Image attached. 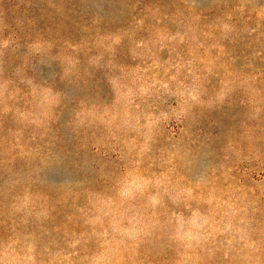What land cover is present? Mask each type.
Returning <instances> with one entry per match:
<instances>
[{
    "label": "rangeland",
    "instance_id": "374dc122",
    "mask_svg": "<svg viewBox=\"0 0 264 264\" xmlns=\"http://www.w3.org/2000/svg\"><path fill=\"white\" fill-rule=\"evenodd\" d=\"M21 40L33 46L22 49L28 62L11 51ZM0 42L10 45L0 57V264H264V250L251 255L239 240L264 229V103L248 119L264 98V0H0ZM37 61L87 87L70 98L33 74ZM134 81L223 91L226 105L196 128L157 121L147 143L131 117L109 135L96 115L113 105L101 96L114 104ZM147 112L141 125L159 115ZM205 144L211 156L191 165L174 154ZM147 179L159 181L153 194L168 189L163 206L137 198ZM197 210L204 239L162 235L174 212L199 223Z\"/></svg>",
    "mask_w": 264,
    "mask_h": 264
},
{
    "label": "clouds",
    "instance_id": "9594fccd",
    "mask_svg": "<svg viewBox=\"0 0 264 264\" xmlns=\"http://www.w3.org/2000/svg\"><path fill=\"white\" fill-rule=\"evenodd\" d=\"M51 3V0H49ZM10 45L0 42V57L5 54V49L9 48ZM25 47L31 49L33 46L27 40H21L19 43L13 42L11 45V51L18 56L25 59L28 62L27 56L23 53L22 49ZM2 63V61H0ZM89 63L95 65L97 63L96 59H92ZM33 68V74L39 78L49 79L54 84L62 86V89L67 90V94L70 98H76L77 91H82L87 87V81L83 77L77 74L75 79L69 78L67 73L62 74V69L53 61L41 65L37 61ZM2 71V69H0ZM173 80L176 78L173 77ZM176 91L173 92L169 89L168 84H160L157 86L155 83H149L145 81L143 84H138L135 81L132 86L124 85L125 91L121 92L120 99L113 104L112 97L110 94H103L101 96V102L105 105L112 104L111 109H106L102 113L96 115V120L101 124H104L109 135L117 136L121 131L126 133L129 129L125 127L131 117L136 121L133 127L137 132H141V129H147V131L142 132L147 139L152 138L153 126L157 121L166 122L169 119L183 120L187 127L196 128L204 120L208 119L213 112L223 111L226 105L225 96L226 94L221 91L209 97L205 95L199 85L187 86L183 85L182 81L176 82ZM133 100H138L139 103L133 104ZM262 103H264V98L262 101H257L253 99L251 102V110L248 115L249 120H259L261 119ZM176 104L177 107H173ZM227 107L231 108L232 104L228 103ZM133 109V112H129V109ZM145 109L148 110L147 114L151 116L153 111L159 110V115L151 117L149 123L146 125L140 124L141 116L145 115ZM213 121V125H215ZM189 142L193 145L197 143L192 137H189ZM177 151L174 153L178 158L183 161L186 165H191L196 160L197 156L203 154L206 157H210L212 150L210 145H203L202 148L198 147L195 149V154H193L190 149H183L182 145H177ZM237 157L240 153L237 151ZM248 159H260L259 156L250 154ZM264 163V160H260ZM159 181H153L152 179L143 180L139 185L140 191L137 193V198L148 203L149 206L154 205H164V198L168 193V189L165 188L163 191L156 190L153 194L149 190L150 186L152 188H157ZM195 186L199 187V183ZM187 195L186 200H197L196 197L192 196L189 189H183ZM172 203H176V197L172 198ZM197 203L199 201L197 200ZM191 207L190 205H186ZM194 216L199 217L200 222L196 223L192 218H185L184 216L174 212L172 217L165 221V224L161 227L165 228L162 235H167L172 240H180L187 242L188 246H191V242H199L204 239V236L200 234V229L204 228V225L208 224V217L201 216L200 211L197 210ZM176 219V224L172 223V219ZM119 221H114L116 225V230L120 232L122 236H134L135 233L126 228L119 227ZM177 224L180 225L177 228ZM223 231H228L227 228ZM237 231H239L237 229ZM236 237L233 236L232 240H228V244L231 245ZM239 240L244 241V247L247 248L251 255H255L258 251L264 250V229L260 231L259 238L255 242H250L247 233L239 236ZM30 259V257H29Z\"/></svg>",
    "mask_w": 264,
    "mask_h": 264
}]
</instances>
